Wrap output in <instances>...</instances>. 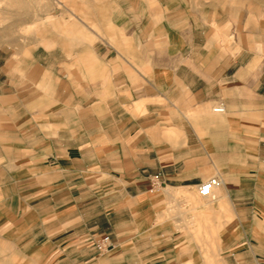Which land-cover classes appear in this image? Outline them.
I'll list each match as a JSON object with an SVG mask.
<instances>
[{
  "label": "crops",
  "instance_id": "obj_1",
  "mask_svg": "<svg viewBox=\"0 0 264 264\" xmlns=\"http://www.w3.org/2000/svg\"><path fill=\"white\" fill-rule=\"evenodd\" d=\"M156 2L99 0L89 20L110 40L73 62L43 47L55 61L1 64L0 47V264H264V63L220 39L245 34L244 11Z\"/></svg>",
  "mask_w": 264,
  "mask_h": 264
},
{
  "label": "rangeland",
  "instance_id": "obj_2",
  "mask_svg": "<svg viewBox=\"0 0 264 264\" xmlns=\"http://www.w3.org/2000/svg\"><path fill=\"white\" fill-rule=\"evenodd\" d=\"M196 7L207 4L210 8V17L215 19L214 3L229 9L240 6L242 13V31L245 34L221 35V43L225 47L231 46L240 40L241 47H257V64L264 63V0H193ZM99 0H0V47H2L1 64L5 58L13 62L25 60L31 57L34 51L38 57L45 58L49 62L56 60V53L52 52L46 58V49L65 47V54L59 59L73 62L78 54L74 53L77 47H98L106 40H110L103 33V29L89 20V14L94 13L96 3ZM113 5L120 0H112ZM149 7L153 8L156 0H145ZM227 11V10H226ZM255 11L256 15H253ZM213 12V13H211ZM225 19L232 17V10H228ZM251 22L255 23L257 35H247ZM212 27L218 28L213 20ZM225 31H233L230 22L224 25ZM75 47V48H73ZM4 51V52H3ZM6 51V52H5ZM9 52H12L10 55ZM71 72V71H68ZM171 217H179L178 231L184 234H192L202 242L210 240L215 235V230L210 224L202 226L198 214L193 209H168ZM192 211V213H191ZM187 226V227H186ZM186 227V228H185Z\"/></svg>",
  "mask_w": 264,
  "mask_h": 264
},
{
  "label": "built area",
  "instance_id": "obj_3",
  "mask_svg": "<svg viewBox=\"0 0 264 264\" xmlns=\"http://www.w3.org/2000/svg\"><path fill=\"white\" fill-rule=\"evenodd\" d=\"M217 111H223V106H218L216 108ZM160 176L155 175L152 178V185L158 186L160 185ZM221 181L217 177H211L208 180L204 181L199 187H198V193L200 196L207 197L210 196L213 192V190L220 185ZM95 248L99 252H105L112 246L111 242V236L109 234H104L100 238H98L94 243Z\"/></svg>",
  "mask_w": 264,
  "mask_h": 264
}]
</instances>
